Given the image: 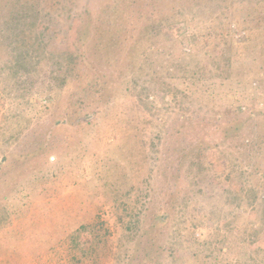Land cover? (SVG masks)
Wrapping results in <instances>:
<instances>
[{
	"label": "rangeland",
	"instance_id": "374dc122",
	"mask_svg": "<svg viewBox=\"0 0 264 264\" xmlns=\"http://www.w3.org/2000/svg\"><path fill=\"white\" fill-rule=\"evenodd\" d=\"M184 1L156 4L207 20ZM149 3L54 0L23 74L0 35V264H264V192L238 201L264 184V0H224L241 23L193 59L182 24L142 38Z\"/></svg>",
	"mask_w": 264,
	"mask_h": 264
},
{
	"label": "trees",
	"instance_id": "16d2710c",
	"mask_svg": "<svg viewBox=\"0 0 264 264\" xmlns=\"http://www.w3.org/2000/svg\"><path fill=\"white\" fill-rule=\"evenodd\" d=\"M44 1V5L41 4L40 0H0V11L2 10L7 13V17L4 20V23L0 24V35L4 39H8L13 42H17V45L13 47V52L15 55L14 59V65L13 68L16 71V74H23L28 72L30 67H33L32 65V59L33 56L31 55V52L29 49L33 51L34 43H29L27 39L24 38L25 35L29 32H34L35 27L41 29L42 34L44 35V31H49V25L53 24L52 21L53 13L48 11V9L52 8L51 4L54 0H41ZM57 1V0H56ZM135 1V0H132ZM156 1L163 2L165 1V4H169L166 1L167 0H150L151 4L149 3V6L146 9V13L148 14V20L145 22V24L142 27V38L143 39H153L157 33H160L161 27L169 28L172 25H177L178 23L183 26V31H187L189 29H192L190 35H189V41L194 46V56L190 54L183 53L184 57H190L193 59L197 54V47L199 44L207 43L210 44L211 41L218 40V39H225L227 38L229 34V27L230 23H236L239 25L241 23V17H238L235 14H231L229 18L224 19V13L221 12L226 6L224 4V0H185L183 5H181L182 11H190L193 12L190 4H193L197 7L198 13L201 15H207L206 18H196L192 17L191 20L184 19V20H178L174 22V19L178 17L179 13L171 14L170 12H165L162 9V7L159 6V3L156 4ZM174 1V0H173ZM177 1V0H176ZM133 4V3H131ZM134 5V4H133ZM159 6V7H158ZM232 6L234 9L236 8L235 3H232ZM173 11L175 9L173 8ZM44 13V15H43ZM220 13V15L215 16L216 14ZM88 15V16H86ZM90 12L86 11L84 18L85 24L84 29L82 30L80 28V38L79 40L85 44L88 39H91V32H89L90 29V22L92 21V17L90 16ZM79 17V16H78ZM199 17V15H198ZM200 19V20H198ZM2 19H0L1 21ZM225 21H229V24L225 23ZM203 22V28L201 32H198L196 28L199 26L198 24H201ZM245 24V22H242ZM229 27L227 28V26ZM82 26V24H81ZM198 34V35H197ZM252 34V31H250V36ZM45 36V35H44ZM252 38V37H250ZM36 45L38 47L42 44L40 42L39 37L36 38ZM186 39V38H184ZM249 42V38H248ZM246 46V45H245ZM150 50L152 51V47L148 46ZM196 48V50H195ZM228 48V53L233 52L235 49V52H238L241 48V45L235 43L234 46H226ZM65 82V78L63 80ZM257 143L254 142L252 145V152L255 150L254 145ZM261 144H264V138ZM259 152V154H264L263 147H260L256 150ZM199 166V164L197 165ZM201 168V167H200ZM202 169V168H201ZM248 178H250L248 176ZM246 182V187L244 190L243 197L239 198V207H247L248 203H253L255 199H257V196L262 194L264 192V184L262 186H255L251 184L250 179ZM195 179H198L196 176ZM214 179L218 180V177H215ZM257 230H259L262 227V224L260 221L255 222ZM218 228L221 227L220 224H217ZM195 231L194 232H200L201 236L200 238L194 239V241L199 246H203L204 249H207V236H208V229L204 225L195 224L194 225ZM256 230V231H257Z\"/></svg>",
	"mask_w": 264,
	"mask_h": 264
}]
</instances>
